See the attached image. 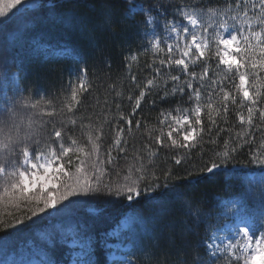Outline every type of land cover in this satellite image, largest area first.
Instances as JSON below:
<instances>
[{"label": "snow or ice", "instance_id": "1", "mask_svg": "<svg viewBox=\"0 0 264 264\" xmlns=\"http://www.w3.org/2000/svg\"><path fill=\"white\" fill-rule=\"evenodd\" d=\"M43 6H37L31 0H8L6 5L0 6V18L6 19L13 9L19 12L21 9ZM161 8L163 5L159 3L149 5L145 0H124L127 19H134L137 15L144 17L137 27L143 28L145 34L150 36L151 51L154 54L163 53L166 46L167 58L159 59L160 67H155V64L148 67L157 76L162 74L161 69L165 67L178 73L168 76L173 87L170 90L164 88L161 99L179 92L188 95L192 106L177 109L180 114L175 116L162 110L161 116L164 118L159 121L162 126L159 134L153 136V133L148 132L149 140H154L155 145L162 149L195 148L205 133L203 110L207 109V133L210 136L221 115L226 117L229 114V102L238 108L246 107V116L240 111L236 113L239 123L247 126V129H261L264 136V106H260L264 100V93L261 92L264 81L259 75L264 72V0H235L237 14L231 19L239 28L222 19L219 24L222 31H217L213 39L209 38L208 28L203 27L197 16L198 11H205L202 6L192 7L188 3H181L174 8L171 19L168 18L167 10L161 12ZM228 8H233L232 0H228ZM207 12L211 16L217 15L213 8H208ZM225 14L219 13L221 17ZM110 19L107 17L106 22H110ZM253 25L259 30L254 29ZM161 26L166 36H160L156 31ZM61 51L69 53L68 49ZM177 52L179 57L174 55ZM126 59L135 62L137 55L130 54ZM211 59L218 61L216 70L223 75L220 79H211L209 84L207 78L210 66L205 63L198 75L190 69V65L196 66ZM14 67L15 72L11 71ZM128 67L130 70L131 63ZM18 73L19 67L11 49L0 45V187L3 189L0 199L6 196L16 207H20L21 202L28 205L34 203L35 207L29 209L31 215H25L24 219L31 220L40 214H47L51 209L60 211L73 202L70 198L88 196L102 190H106L110 196L126 198L129 202H134L143 192L154 193L164 214H167L172 203L179 201L195 218L196 227L211 218V211H203L190 198H186L183 189L168 182L172 175L170 171L163 173L164 183H160V176L151 166L157 152L150 149L148 144L144 145L148 149L147 160L137 152L130 158L123 174L117 170L115 179L105 182L111 176L110 170L116 166L119 154H127L125 135L133 131L132 117L140 109L142 101L154 87H159L155 78L147 79L140 87L132 112L127 117L117 105V123L111 129L112 142L104 150V124L85 125L74 113L90 91L86 67L79 69L77 83L72 84L69 101L64 105L67 113L72 115L59 122L37 119L34 114H29V109H35L37 103L33 102L31 94L25 95L27 89L21 86L23 77ZM181 73L185 78L183 82ZM251 77L255 79L250 83ZM131 79L135 83L137 78L132 75ZM225 80L232 83V91L225 90ZM194 81L198 82V86ZM205 88L208 89L206 101ZM250 88L255 90L250 91ZM215 97L220 98L218 103ZM129 101H132L131 95ZM56 114L55 109L42 113L48 117ZM78 123L81 134L86 136V143H81L74 135ZM135 124L138 130L141 121L137 120ZM123 125H127V128ZM164 126H167L166 132ZM245 135L249 136L248 140H244ZM241 140L245 144L255 143V137L247 130L237 132L231 141H224L220 150L213 153L210 165L202 169L210 174L222 172L226 180L239 178L242 188L226 198L223 210L217 214V223L211 235L195 243L185 241L183 247L175 252L157 256L155 249L159 248V244L154 242L151 247L146 246L143 243L144 235L130 229L126 253L108 251L111 264H138L141 257L148 264H219L221 259L223 264H264V138L260 139L258 147L249 151V163L257 165L258 172L247 170V166L239 169L235 165L228 167L243 146L239 142ZM210 143L217 142L211 139ZM174 159L176 165L182 163L181 158L174 156ZM228 187L226 185V189ZM136 220L147 223V218L137 216ZM23 223L24 220L16 218L14 223H5L4 228H15ZM51 240L55 246V237ZM72 243L77 244L81 251L71 264H107V261L100 260L94 251L96 246L86 233L77 232ZM47 264L58 262L49 260Z\"/></svg>", "mask_w": 264, "mask_h": 264}, {"label": "trees", "instance_id": "2", "mask_svg": "<svg viewBox=\"0 0 264 264\" xmlns=\"http://www.w3.org/2000/svg\"><path fill=\"white\" fill-rule=\"evenodd\" d=\"M46 1L41 0L43 7L17 13L10 19L0 18L3 27L0 31V45H6L11 49L16 65L19 67L18 75L23 77L20 81L21 86L27 89L25 95L31 94L33 102L37 103L35 109H29V114H34L37 119L57 122L72 115L67 113L64 105L69 101L72 84L77 83L79 69L86 67L90 91L83 97V102L78 110H74V113L75 117L85 125L104 124L103 148L106 150L112 142V126L117 123L115 119L118 115L117 105H120V111H123L127 117L132 112L140 87H143L147 79L155 78L159 87H154L142 101L140 109L132 117L133 131L125 135L128 142L127 154H119L118 162L110 170L111 176L106 178L105 182L115 179L117 170L123 174L130 158L137 152L143 154L147 160L148 149H145L144 145L148 144L150 149L157 152L151 166L160 176V183H164L163 173L170 171L172 175L168 182L183 189L186 198H190L203 211H211L212 215L210 219L199 223L196 227L195 218L188 213L181 202L172 203L167 214H164L159 203L156 202V194L143 192L140 197L131 202L135 211L143 218H147L143 243L149 247L154 242L158 243L159 248L155 249V252L157 256H160L162 253L175 252L182 248L185 241L195 243L201 238L206 239L212 234V229L217 223V214L223 210L226 198L233 192L241 191L242 188L239 178L226 180L222 172L210 174L202 169L210 165L211 159L214 158L213 153L220 150L225 140L231 141L237 132L245 130L255 137V143L245 144L244 140L249 139V136L245 135L244 140L239 141L243 145L238 150L239 154L228 167L235 165L239 169L247 166V170L256 167L257 165L249 163V151L258 147L260 139L264 138L262 130L247 129V126H242L236 113L240 111L246 116V107L238 108L229 102V114L226 117L221 115L210 136L207 133L209 124L207 109L203 110L205 133L203 140L195 148L162 149L159 145H155L154 140H149L148 132L153 133V136L159 134L162 127L159 121L164 118L161 116L162 110L171 112L175 116L180 114L177 109L192 106L188 95H182L179 92L161 99L164 96L163 89L170 90L173 87V82L168 79V76L178 73L165 67L161 69L162 74L157 76L148 65L155 64V67H160L159 59L167 58L166 46L163 53L154 54L151 51L150 36L145 34L143 28L137 27L138 22L144 17L137 15L134 19H127L124 14V0H52L49 4H46ZM7 2L8 0H0V6L6 5ZM149 2L154 4L151 0ZM232 3L233 8L229 9L228 0L217 2L212 7L217 12L215 16L207 12L211 6H202L205 11L198 12L201 14L200 20L203 27L210 22L218 24L221 19H224L230 25L239 28V25L231 19L237 14L234 8L235 0H232ZM171 5L172 3H169V6ZM175 7L177 6L164 8L162 11L166 9L167 13L171 14H168V18L171 19ZM14 11L15 9L11 13ZM221 12L226 14L221 17L219 15ZM49 13L53 17H60L61 22L47 19ZM249 15L251 16L252 13L250 12ZM107 17L111 18L110 22H106ZM176 18L180 19L178 16ZM253 27L259 30L256 25ZM156 31L160 36H166L162 26L157 27ZM208 36L210 39L214 38L212 32ZM62 49H68L69 53L65 54L61 51ZM130 54L137 55L135 62L126 59ZM217 62L216 59H211L196 66L190 65V69L199 75L204 64L207 63L210 66L207 83L210 84L211 79H220L223 75L216 70ZM129 63H131L130 70ZM12 71H16V68L14 67ZM132 75L137 78L135 83L131 79ZM180 75L183 82L185 78L182 73ZM259 75L261 81H264V72H260ZM254 79L255 77H251L250 83ZM193 83L198 86V82ZM223 86L225 90H233L229 80H225ZM254 90L250 88V91ZM207 91L208 89L205 88L204 101L207 100ZM261 92L264 93V89H261ZM130 95L132 101H129ZM219 99L215 97L217 103ZM260 106H264V100L261 101ZM52 109L56 110L55 116L42 115ZM137 120L141 121V127L138 130L135 124ZM257 122H259L258 116ZM123 126L127 128V125ZM221 129L224 130L221 131ZM164 130L167 131V126H164ZM74 135L81 143H86V136L81 134L80 123L76 125ZM211 139L216 140L217 143H210ZM113 154L116 155L115 152ZM174 156L181 158L180 165L175 164ZM72 171L74 172V167ZM226 185L229 186L227 189ZM2 191L0 187V192ZM70 199L73 202L67 208L53 215L40 214L39 219L27 220L24 217L31 215L29 209L35 207L34 203L28 205L21 202L20 207H16L9 202L8 197H3L0 199V241L36 243L43 239L39 233L50 218L69 226L76 236L77 232L85 233L82 214L87 205L91 204L94 208L108 214L118 213L127 207L126 198L110 196L106 190ZM16 218L24 220L22 226L4 228L5 223H14ZM166 222L171 228L167 227L169 225ZM87 225L91 224L87 223ZM53 230L56 229L53 228ZM92 233L95 235L94 232ZM94 251L101 261H106L104 251H99L97 248ZM201 253L203 254V249ZM138 264H148V262L141 257ZM219 264H223V259Z\"/></svg>", "mask_w": 264, "mask_h": 264}, {"label": "rangeland", "instance_id": "3", "mask_svg": "<svg viewBox=\"0 0 264 264\" xmlns=\"http://www.w3.org/2000/svg\"><path fill=\"white\" fill-rule=\"evenodd\" d=\"M47 19H51V20H56V21H59V22H61L60 21V17H53L50 13L49 14H47ZM58 211L57 210H55V209H51V210H49L48 212H47V214H43V215H51V214H55V213H57ZM33 218H40V216H38V217H33ZM32 218V219H33ZM167 223V222H166ZM168 224V223H167ZM169 225V224H168ZM167 226V225H166ZM167 227H170L171 228V226L169 225V226H167ZM168 238V237H167ZM70 245H72V242H70ZM109 259L111 260V257H109ZM73 259H70L69 260V262H68V264H71V261H72ZM5 264H11V262L10 261H8L7 263H5ZM19 264H42L40 261H39V259L38 258H32V259H30V260H23L22 262H20Z\"/></svg>", "mask_w": 264, "mask_h": 264}]
</instances>
